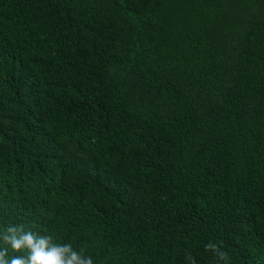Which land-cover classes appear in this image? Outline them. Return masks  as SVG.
I'll list each match as a JSON object with an SVG mask.
<instances>
[{
    "label": "trees",
    "instance_id": "obj_1",
    "mask_svg": "<svg viewBox=\"0 0 264 264\" xmlns=\"http://www.w3.org/2000/svg\"><path fill=\"white\" fill-rule=\"evenodd\" d=\"M11 226L93 264H264V0H0Z\"/></svg>",
    "mask_w": 264,
    "mask_h": 264
},
{
    "label": "clouds",
    "instance_id": "obj_2",
    "mask_svg": "<svg viewBox=\"0 0 264 264\" xmlns=\"http://www.w3.org/2000/svg\"><path fill=\"white\" fill-rule=\"evenodd\" d=\"M0 242L10 246L14 252L27 251V255L9 258L8 247H0V264H93L91 256H85L82 249L76 251L71 244L55 243L50 235H39L25 231L22 227H9L0 234ZM205 248L213 250L220 259H227V253L217 245L207 244ZM189 260L191 264H195L191 256Z\"/></svg>",
    "mask_w": 264,
    "mask_h": 264
}]
</instances>
